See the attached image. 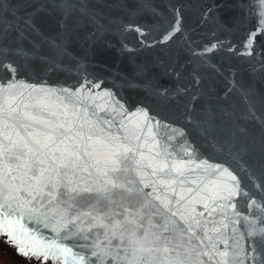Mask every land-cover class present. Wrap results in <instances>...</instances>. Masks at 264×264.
Here are the masks:
<instances>
[{
    "label": "snow or ice",
    "instance_id": "6c2138e0",
    "mask_svg": "<svg viewBox=\"0 0 264 264\" xmlns=\"http://www.w3.org/2000/svg\"><path fill=\"white\" fill-rule=\"evenodd\" d=\"M57 7L66 19L76 5L59 0ZM248 7L257 30L238 54L250 56L264 32V0H249ZM42 8L24 25L48 41L35 20ZM180 25L177 11L160 42ZM128 30L144 36L139 27ZM0 70L10 74L0 78V236L19 255L40 264H264V137L257 178L245 167L257 142L246 143V129L234 122L229 127L232 112L198 108L197 88L185 124L176 125L145 106L129 111L88 76L70 88L18 78L11 62H0ZM199 83L196 77L193 86ZM233 87L234 81L225 97ZM239 118L264 131V116L251 104Z\"/></svg>",
    "mask_w": 264,
    "mask_h": 264
},
{
    "label": "water",
    "instance_id": "95a60500",
    "mask_svg": "<svg viewBox=\"0 0 264 264\" xmlns=\"http://www.w3.org/2000/svg\"><path fill=\"white\" fill-rule=\"evenodd\" d=\"M73 2L75 10L64 19L57 7L59 0H0V62L18 65V78L33 82L43 79L51 85L71 88L79 85L84 76L100 80L101 88L115 93L129 111L145 106L156 118L176 125L185 124V106L191 93L199 88L198 108L215 110L219 106L232 112L229 127L234 122L246 129V143L257 142L245 167L260 177L259 141L264 131L259 122L239 118L247 113L249 104L258 116H264V32L255 38L253 55L238 54L243 51L247 34L257 30L255 10L248 7L249 0ZM41 5L35 20L48 41L30 34L24 25ZM177 11L181 31L161 43ZM130 25L141 28L144 36L128 30ZM21 32L25 33L23 37ZM49 41L59 42L60 48L50 47ZM213 43L217 48L203 58L193 55V51L202 53ZM229 47L236 51H229ZM16 49H23L27 58L17 54ZM9 75L0 70V78ZM196 77L200 83L193 86ZM232 81L235 87L225 97ZM180 88L186 91L178 94ZM192 139L201 144L203 153L212 154L210 146L195 134ZM0 241L17 253L6 237L0 236Z\"/></svg>",
    "mask_w": 264,
    "mask_h": 264
},
{
    "label": "rangeland",
    "instance_id": "374dc122",
    "mask_svg": "<svg viewBox=\"0 0 264 264\" xmlns=\"http://www.w3.org/2000/svg\"><path fill=\"white\" fill-rule=\"evenodd\" d=\"M0 264H40L20 258L12 249L0 242Z\"/></svg>",
    "mask_w": 264,
    "mask_h": 264
},
{
    "label": "trees",
    "instance_id": "16d2710c",
    "mask_svg": "<svg viewBox=\"0 0 264 264\" xmlns=\"http://www.w3.org/2000/svg\"><path fill=\"white\" fill-rule=\"evenodd\" d=\"M0 242H2V241H0ZM3 243V242H2ZM3 244H5V243H3ZM6 245V244H5ZM7 247H9L8 245H6ZM10 249H12L15 253H16V251L13 249V248H11V247H9ZM17 254V253H16ZM18 255V254H17ZM19 256V255H18ZM20 258H23V257H21V256H19ZM24 259V258H23ZM25 260V259H24Z\"/></svg>",
    "mask_w": 264,
    "mask_h": 264
}]
</instances>
